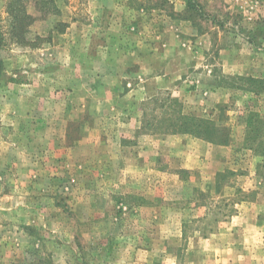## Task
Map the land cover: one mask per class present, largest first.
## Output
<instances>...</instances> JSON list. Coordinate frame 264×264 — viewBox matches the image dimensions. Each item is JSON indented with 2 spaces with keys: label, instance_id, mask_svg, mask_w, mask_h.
<instances>
[{
  "label": "rangeland",
  "instance_id": "1",
  "mask_svg": "<svg viewBox=\"0 0 264 264\" xmlns=\"http://www.w3.org/2000/svg\"><path fill=\"white\" fill-rule=\"evenodd\" d=\"M8 1L0 264H264L247 125L264 121L249 82L264 80V0H197L204 17L186 0H24L20 32ZM182 116L227 143L159 124Z\"/></svg>",
  "mask_w": 264,
  "mask_h": 264
},
{
  "label": "trees",
  "instance_id": "2",
  "mask_svg": "<svg viewBox=\"0 0 264 264\" xmlns=\"http://www.w3.org/2000/svg\"><path fill=\"white\" fill-rule=\"evenodd\" d=\"M24 0H9L7 2V13H11L12 18L14 20L13 24H15V30L20 32V30L26 28L28 23H31L33 19L26 13V10L23 6ZM35 5L41 10L46 11L45 13L50 12H58V10L54 7L53 0H35ZM165 2V0H162ZM187 2V12H192L199 17H204L205 14L202 13L201 6L197 0H186ZM20 40V37L18 38ZM5 42V37L2 32V28L0 27V77L3 75L5 71L4 62L1 58V50ZM13 81V79H11ZM249 82L252 84L263 85L264 80H259L255 78H249ZM160 125L165 126V131H172L174 133H184V134H192L197 138H203L211 143H221L226 144L228 140L229 133L226 128L218 126L217 123L213 120L204 119V118H193L190 116H182L178 119L174 120L173 118H162L159 121ZM158 124V125H159ZM256 124V127H255ZM148 125V126H147ZM149 123L146 124V128L149 127ZM247 125L252 128V135L258 133L261 137L257 136L254 139H250L251 147L255 150L258 156L261 158V167L264 168V121H260L257 118V115L251 114L248 117ZM144 127V128H145ZM151 129H154L153 127ZM157 131V128L154 129ZM263 131V132H262ZM231 172H225L220 175L221 180H225Z\"/></svg>",
  "mask_w": 264,
  "mask_h": 264
}]
</instances>
